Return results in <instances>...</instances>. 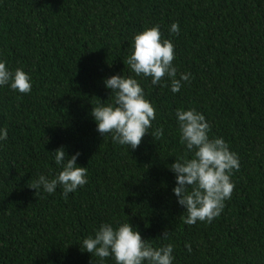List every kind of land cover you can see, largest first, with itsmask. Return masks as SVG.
Listing matches in <instances>:
<instances>
[{
	"label": "trees",
	"instance_id": "obj_1",
	"mask_svg": "<svg viewBox=\"0 0 264 264\" xmlns=\"http://www.w3.org/2000/svg\"><path fill=\"white\" fill-rule=\"evenodd\" d=\"M157 24L175 45L177 78L192 76L175 94L167 78L136 77L155 106L149 131L164 135L132 150L102 137L90 113L113 101L106 78L134 75L133 37ZM0 57L33 81L29 94L0 88V264H115L80 244L128 220L153 246L172 243L174 264H264V0H0ZM193 107L240 158L210 224L183 223L168 167L185 155L175 110ZM61 146L81 153L87 184L67 198L60 187L36 194L38 175L59 171L51 152Z\"/></svg>",
	"mask_w": 264,
	"mask_h": 264
},
{
	"label": "clouds",
	"instance_id": "obj_2",
	"mask_svg": "<svg viewBox=\"0 0 264 264\" xmlns=\"http://www.w3.org/2000/svg\"><path fill=\"white\" fill-rule=\"evenodd\" d=\"M170 33L178 34V22H173ZM175 45L163 38L160 25H153L138 32L133 37L132 51L126 63L134 75L117 74L104 80L106 89L111 90L113 101L99 103L92 107L90 115L96 123V131L104 137H111L115 144L136 149L146 134L160 138L163 126L150 133L152 121L156 119L155 106L146 97L143 87L136 77L151 78L153 85H159L163 78L170 80L172 93H177L185 82H190V72L179 73L173 64ZM33 81L30 72L18 67L12 69L8 61L0 57V88L8 87L14 92L29 94ZM175 118L179 141L184 146L185 155L175 158L169 170L175 175L172 192L178 205L184 209L181 219L186 225L198 221L212 223L225 208V201L231 199L235 187L231 177L239 170L238 153L231 151L222 137L210 136L211 126L205 115L196 108H177ZM7 127H0V144L7 141ZM59 171L53 175H38L30 188L37 193L52 195L62 188L67 198L88 182L87 167L79 166L80 152L68 155L64 146L51 152ZM160 239H168L163 233ZM80 246L92 256L114 260L115 264H174V245L153 246L144 239L140 231L129 220L124 222L101 223L92 235L82 239ZM191 253L190 244H185Z\"/></svg>",
	"mask_w": 264,
	"mask_h": 264
}]
</instances>
